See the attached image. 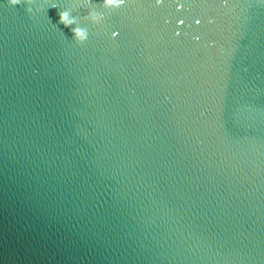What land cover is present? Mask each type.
<instances>
[{
    "label": "clouds",
    "instance_id": "1",
    "mask_svg": "<svg viewBox=\"0 0 264 264\" xmlns=\"http://www.w3.org/2000/svg\"><path fill=\"white\" fill-rule=\"evenodd\" d=\"M34 2L35 0H7L8 5L13 7L23 4L25 6V11L29 14L33 12L32 5ZM124 3L125 0H103L101 6L109 9H117ZM37 10L39 11L40 9ZM86 19H90L92 23H99L103 17L100 13L91 11ZM59 22L70 29L76 43L83 44L88 39L87 29L79 26L76 17H74L69 10H64L59 13Z\"/></svg>",
    "mask_w": 264,
    "mask_h": 264
}]
</instances>
